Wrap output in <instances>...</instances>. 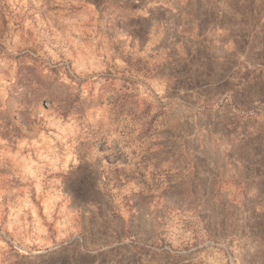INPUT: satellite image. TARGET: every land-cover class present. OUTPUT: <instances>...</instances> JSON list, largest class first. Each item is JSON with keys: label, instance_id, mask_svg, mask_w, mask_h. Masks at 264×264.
Returning <instances> with one entry per match:
<instances>
[{"label": "rangeland", "instance_id": "1", "mask_svg": "<svg viewBox=\"0 0 264 264\" xmlns=\"http://www.w3.org/2000/svg\"><path fill=\"white\" fill-rule=\"evenodd\" d=\"M0 264H264V0H0Z\"/></svg>", "mask_w": 264, "mask_h": 264}, {"label": "crops", "instance_id": "2", "mask_svg": "<svg viewBox=\"0 0 264 264\" xmlns=\"http://www.w3.org/2000/svg\"><path fill=\"white\" fill-rule=\"evenodd\" d=\"M242 182V181H241ZM247 185H246V182H245V185H244V187H243V191H244V188L246 187Z\"/></svg>", "mask_w": 264, "mask_h": 264}]
</instances>
